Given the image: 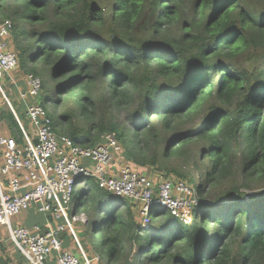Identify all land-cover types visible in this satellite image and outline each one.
<instances>
[{"label":"trees","instance_id":"trees-1","mask_svg":"<svg viewBox=\"0 0 264 264\" xmlns=\"http://www.w3.org/2000/svg\"><path fill=\"white\" fill-rule=\"evenodd\" d=\"M4 18L13 22L16 69L42 79L38 100L51 103L58 134L94 145V130L116 132L118 162L173 172L200 197L229 176L264 175V0H0ZM6 79L15 91L5 73L1 86ZM12 106L31 130L23 104ZM113 107L124 111L126 128ZM0 122L22 140L5 104ZM175 156L208 161L203 182L166 165ZM88 183L70 212L90 203L85 234L93 242L100 234L112 264H264V190L246 198L227 182L213 200L201 199L191 223L160 209L142 228L133 204ZM60 237L72 243L68 232Z\"/></svg>","mask_w":264,"mask_h":264},{"label":"built area","instance_id":"built-area-1","mask_svg":"<svg viewBox=\"0 0 264 264\" xmlns=\"http://www.w3.org/2000/svg\"><path fill=\"white\" fill-rule=\"evenodd\" d=\"M12 27L10 18L0 21V79L5 73L15 82L11 72L18 61L9 46ZM23 81L24 87L17 93L31 130L24 127L0 84L22 135L20 142L0 136V225L30 264H45L50 255L54 264H90L73 226L78 221L84 223L85 214L77 212L81 207L70 212L74 192L90 179L104 192L137 207L142 228L150 225L154 212L160 209L182 224L192 222L201 202L196 189L163 171L141 173L118 162L115 153L121 147L116 132L101 133L94 145H79L67 134H58L49 102L38 100L42 79L27 73ZM28 209L42 214L45 224L13 227L11 216ZM63 232L71 235L73 248L63 246Z\"/></svg>","mask_w":264,"mask_h":264},{"label":"rangeland","instance_id":"rangeland-1","mask_svg":"<svg viewBox=\"0 0 264 264\" xmlns=\"http://www.w3.org/2000/svg\"><path fill=\"white\" fill-rule=\"evenodd\" d=\"M9 46H10V48L11 47L14 48L12 36L9 40ZM36 65L40 66V62L38 61L36 63ZM24 76H25V74H22L17 69L11 73V77L15 80V84H14L16 87L15 91L12 90V87L10 85V81H8V79H6L2 85V89L4 91V94H5V96L8 99L12 109L14 110V112L16 114H17V112L13 108L12 102H15L17 104L18 103L23 104L18 99V93H17L18 90L22 89L23 87L20 88L19 85L17 84V82L21 81V79L24 78ZM6 98L0 92V104H2V105L5 104L11 110V108L8 105ZM65 98L72 101L71 99H69L70 98L69 96H65ZM72 98L76 99V96L72 95ZM23 106H24V104H23ZM49 107L52 111L51 103H50ZM112 113L114 115L115 121L117 123L123 124V128L124 127L126 128L127 124L124 123V120H125L124 111L121 109H118L116 107H113ZM27 127L30 128V124H27ZM9 132H10V129L8 128L7 123L6 122H4V123L0 122V136H8L10 134ZM96 134L99 137L100 134H98L97 131L94 130L92 135H96ZM0 149H1V146H0ZM236 161H239V159H236ZM205 163H208V161H206L205 159L199 160V161L194 160L192 162H186V161L182 160L181 158L175 156L171 160L166 162V165L169 164L170 166L174 167L175 169L182 171L184 173H187L188 175H190L194 179L195 183L198 185L200 182H203L204 177H205L204 173H203ZM0 164H1V161H0ZM152 169H154V167L151 168V166H150V168L145 169L144 172L151 174L154 172ZM169 175L173 179H179V180L186 182V180L177 177L175 174H173V172H171ZM228 178H229V181H225L223 186L212 187L211 184L205 186L204 187L205 188L204 193L201 194L200 198L203 200H213L214 198L219 196L221 194V192L226 188L227 182L235 183L238 187V190L240 192L244 193L246 198L248 196L254 195V194L264 190V175H262L260 177L259 175L249 174V172H248L246 175H242V176L233 175L232 177L229 176ZM88 181H90V180H88ZM186 183L188 185H190L192 188H194L193 183H190L189 181H187ZM84 202L85 203H83V206L81 207L82 209H78L77 212H81V211L84 212L85 217H86V221L84 223L79 222V221L74 223L73 224L74 229H75V231L78 232L80 240H82V242L85 245L84 251H85L87 257L89 258L90 264H112L108 259L106 250L100 247V239H98L100 234H97L95 236L96 242H93V239L90 238L89 234H85V231L87 230L86 226L88 223V218H89L90 213H91V211H90L91 207H90V203L88 201H84ZM211 202H213V201H211ZM111 204H112V202H111ZM131 207L134 208L133 206H131ZM121 209H124V207H121ZM24 213H26V212L21 211L17 215L11 216L10 221H11V224L13 227H15L18 223H21V220L23 218H26V215ZM160 218H164V217L161 216ZM207 226H208L209 231H211L212 224L209 223V224H207ZM0 236L3 239L2 244L7 249H9L7 251V253L10 254V251H12L10 247H12V245L9 244L8 234L6 232L5 226H3V225H0ZM71 246L73 248V244H71L70 247ZM12 262H15V264H17V259L14 257ZM162 264H167V263L165 261H163Z\"/></svg>","mask_w":264,"mask_h":264},{"label":"crops","instance_id":"crops-1","mask_svg":"<svg viewBox=\"0 0 264 264\" xmlns=\"http://www.w3.org/2000/svg\"><path fill=\"white\" fill-rule=\"evenodd\" d=\"M21 82H22V87H23V84H24L23 78L21 79ZM24 214L26 215V218H23L21 220V223H18L17 225L31 226L32 224H40V225L45 224V217L42 214H36V213H33V211H31V212L28 211ZM70 245L67 246V248H70ZM10 248L12 250V251H10V254L7 253V251L9 250L7 248H5L6 250L4 252H2L0 250V261L2 259L4 262V260H6V256H8L10 258V260L7 261L8 262L7 264H15V262H12L14 257L17 259V264H22L20 262L21 261L20 255L17 252H15V250L12 249V247H10Z\"/></svg>","mask_w":264,"mask_h":264},{"label":"water","instance_id":"water-1","mask_svg":"<svg viewBox=\"0 0 264 264\" xmlns=\"http://www.w3.org/2000/svg\"><path fill=\"white\" fill-rule=\"evenodd\" d=\"M75 256H78V255L75 253Z\"/></svg>","mask_w":264,"mask_h":264},{"label":"clouds","instance_id":"clouds-1","mask_svg":"<svg viewBox=\"0 0 264 264\" xmlns=\"http://www.w3.org/2000/svg\"><path fill=\"white\" fill-rule=\"evenodd\" d=\"M155 212H156V211H155ZM155 212H154V213H155ZM152 217H153V216H152Z\"/></svg>","mask_w":264,"mask_h":264}]
</instances>
